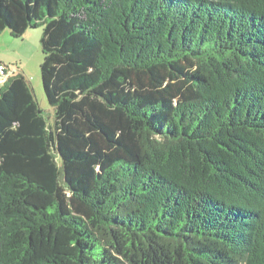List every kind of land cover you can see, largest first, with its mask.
I'll use <instances>...</instances> for the list:
<instances>
[{
    "label": "trees",
    "instance_id": "1",
    "mask_svg": "<svg viewBox=\"0 0 264 264\" xmlns=\"http://www.w3.org/2000/svg\"><path fill=\"white\" fill-rule=\"evenodd\" d=\"M39 27L55 117L12 72L0 264H264V0H0Z\"/></svg>",
    "mask_w": 264,
    "mask_h": 264
},
{
    "label": "rangeland",
    "instance_id": "2",
    "mask_svg": "<svg viewBox=\"0 0 264 264\" xmlns=\"http://www.w3.org/2000/svg\"><path fill=\"white\" fill-rule=\"evenodd\" d=\"M42 37L43 29L41 27L29 29L20 39L13 37L10 31L6 30L0 36V61L12 72L21 73L30 80V85L44 110V115L53 123L55 109L48 104L42 86L41 68L44 60Z\"/></svg>",
    "mask_w": 264,
    "mask_h": 264
},
{
    "label": "built area",
    "instance_id": "3",
    "mask_svg": "<svg viewBox=\"0 0 264 264\" xmlns=\"http://www.w3.org/2000/svg\"><path fill=\"white\" fill-rule=\"evenodd\" d=\"M12 76V72L5 70L4 66L0 65V88H3L6 81Z\"/></svg>",
    "mask_w": 264,
    "mask_h": 264
},
{
    "label": "crops",
    "instance_id": "4",
    "mask_svg": "<svg viewBox=\"0 0 264 264\" xmlns=\"http://www.w3.org/2000/svg\"><path fill=\"white\" fill-rule=\"evenodd\" d=\"M1 62V61H0ZM2 63V62H1ZM3 64V63H2ZM3 65H5V64H3ZM10 72H12L11 70H10Z\"/></svg>",
    "mask_w": 264,
    "mask_h": 264
}]
</instances>
